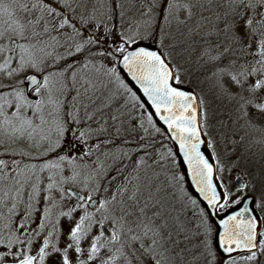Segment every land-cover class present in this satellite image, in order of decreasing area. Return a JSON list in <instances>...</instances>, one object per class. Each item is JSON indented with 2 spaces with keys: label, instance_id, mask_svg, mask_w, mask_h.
I'll return each mask as SVG.
<instances>
[{
  "label": "snow or ice",
  "instance_id": "snow-or-ice-1",
  "mask_svg": "<svg viewBox=\"0 0 264 264\" xmlns=\"http://www.w3.org/2000/svg\"><path fill=\"white\" fill-rule=\"evenodd\" d=\"M181 8L212 14L202 58L222 94L225 76L264 89V0H153L127 29L78 23L70 0H0V264H264V176L259 198L243 173L225 181L205 97L166 43Z\"/></svg>",
  "mask_w": 264,
  "mask_h": 264
},
{
  "label": "rangeland",
  "instance_id": "rangeland-1",
  "mask_svg": "<svg viewBox=\"0 0 264 264\" xmlns=\"http://www.w3.org/2000/svg\"><path fill=\"white\" fill-rule=\"evenodd\" d=\"M156 2L159 3V0H156ZM175 2L183 5L189 0H175ZM191 2L206 3L207 0H191ZM152 3L153 0H70L72 8H75L73 15L78 23L80 15H83L85 19H89L95 12L97 20H101L109 26L115 24L117 29H121V24L123 29H127L129 25L134 26L135 21L147 19L144 13L147 12L148 6ZM110 4L121 6L112 13L113 19L111 21L108 20L107 12ZM121 11L124 13L123 22H121L119 16ZM160 11L159 8H154L152 13L156 18L157 28L163 23L159 14ZM193 11L194 15L189 20L185 10L182 8L179 10L173 9V16L170 17L171 26L166 29L169 33L166 43L174 42L178 44L176 51L181 53L180 63L184 72V85L193 88L205 97L209 114V135L216 145V154L224 167L223 176L225 181H231L234 187L236 176L243 173L242 178L246 182L252 180L257 184V191L248 194H253L259 198L260 178L264 176V112H259L249 105L247 109L248 116H245L243 114L244 110L240 108L243 101L235 94L240 93L246 98H252L255 103H264V89L259 90L253 96L247 91L248 84H245L244 88L241 89L232 84L230 78L225 76V84L231 95L220 92L215 78H211V73L215 70L216 65L208 62L207 57L202 58L204 49L209 47L205 42L206 34L212 28L210 21L202 18H212V14L207 11L201 12L199 8ZM180 21H185V23H180ZM95 23L96 21H90L87 26L92 28ZM176 25L179 27L180 32L177 31ZM141 31H144V29L142 28ZM102 33L103 27L101 26ZM177 36L179 38H176ZM211 39L214 41L216 38L211 37ZM180 43L183 45V51L179 48ZM0 62H2V59H0ZM255 79L256 77H251L249 83ZM249 119L256 127L248 125L247 121ZM125 128L127 129V125H125ZM109 134L115 135L114 129L111 127L109 128ZM125 136L135 139V135L126 130L120 138L115 140V145H121ZM113 147V145H102L101 159H104L103 152L110 151ZM209 150L211 152V148ZM107 163H111V161L109 160ZM234 164L237 166L233 167ZM55 195L58 200L59 194ZM41 203L43 204V200ZM177 207H179L178 204ZM66 209L64 210L66 211ZM56 211L58 210L54 209V212ZM94 231L96 230L94 229Z\"/></svg>",
  "mask_w": 264,
  "mask_h": 264
},
{
  "label": "trees",
  "instance_id": "trees-1",
  "mask_svg": "<svg viewBox=\"0 0 264 264\" xmlns=\"http://www.w3.org/2000/svg\"><path fill=\"white\" fill-rule=\"evenodd\" d=\"M176 29H177V31H179L180 32V30H179V27L176 25ZM176 38H179V36H177ZM178 40V39H177ZM179 42V41H178ZM178 45V44H177ZM179 48H181V50L183 51V45L180 43L179 44ZM184 86H187V85H184ZM188 87V86H187ZM67 210V209H66ZM63 226H64V229H65V232L67 231V228H68V224H67V222L66 221H64L63 222ZM96 231H98V228L97 229H95ZM84 246L85 247H87V241H85L84 242Z\"/></svg>",
  "mask_w": 264,
  "mask_h": 264
},
{
  "label": "water",
  "instance_id": "water-1",
  "mask_svg": "<svg viewBox=\"0 0 264 264\" xmlns=\"http://www.w3.org/2000/svg\"><path fill=\"white\" fill-rule=\"evenodd\" d=\"M151 47L154 48V47H156V46L152 44ZM182 87H184V88L187 89V90H193L192 88H189V87H186V86H183V85H182ZM207 151L209 152V149H208ZM189 179H190V178H189ZM234 183H235V180H234ZM248 195H249V196H253V194H248ZM108 227H109V226H108ZM109 228H110V227H109Z\"/></svg>",
  "mask_w": 264,
  "mask_h": 264
}]
</instances>
